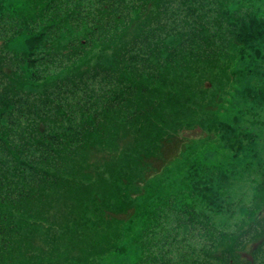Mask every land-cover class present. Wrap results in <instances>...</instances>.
I'll list each match as a JSON object with an SVG mask.
<instances>
[{
    "label": "trees",
    "instance_id": "trees-1",
    "mask_svg": "<svg viewBox=\"0 0 264 264\" xmlns=\"http://www.w3.org/2000/svg\"><path fill=\"white\" fill-rule=\"evenodd\" d=\"M123 256L264 264V0H0V264Z\"/></svg>",
    "mask_w": 264,
    "mask_h": 264
},
{
    "label": "rangeland",
    "instance_id": "rangeland-1",
    "mask_svg": "<svg viewBox=\"0 0 264 264\" xmlns=\"http://www.w3.org/2000/svg\"><path fill=\"white\" fill-rule=\"evenodd\" d=\"M14 47L17 50H21L22 49V39H17L14 43H13ZM129 259L126 256L123 257H113L110 259H107L105 261V263H109V264H129L130 261H133V257L132 256H128Z\"/></svg>",
    "mask_w": 264,
    "mask_h": 264
}]
</instances>
